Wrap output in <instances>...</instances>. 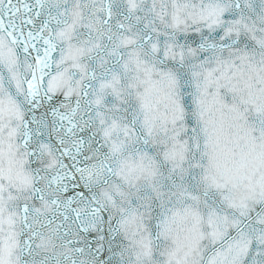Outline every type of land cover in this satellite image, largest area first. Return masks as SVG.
Masks as SVG:
<instances>
[{"label": "snow or ice", "instance_id": "6c2138e0", "mask_svg": "<svg viewBox=\"0 0 264 264\" xmlns=\"http://www.w3.org/2000/svg\"><path fill=\"white\" fill-rule=\"evenodd\" d=\"M0 264H264V0H0Z\"/></svg>", "mask_w": 264, "mask_h": 264}]
</instances>
